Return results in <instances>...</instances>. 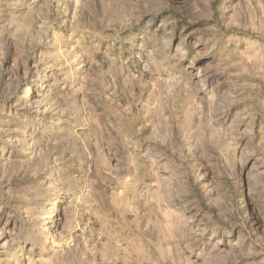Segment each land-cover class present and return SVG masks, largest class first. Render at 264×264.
Returning a JSON list of instances; mask_svg holds the SVG:
<instances>
[{"label":"rangeland","instance_id":"rangeland-1","mask_svg":"<svg viewBox=\"0 0 264 264\" xmlns=\"http://www.w3.org/2000/svg\"><path fill=\"white\" fill-rule=\"evenodd\" d=\"M0 264H264V0H0Z\"/></svg>","mask_w":264,"mask_h":264},{"label":"trees","instance_id":"trees-1","mask_svg":"<svg viewBox=\"0 0 264 264\" xmlns=\"http://www.w3.org/2000/svg\"><path fill=\"white\" fill-rule=\"evenodd\" d=\"M22 94V93H21Z\"/></svg>","mask_w":264,"mask_h":264}]
</instances>
